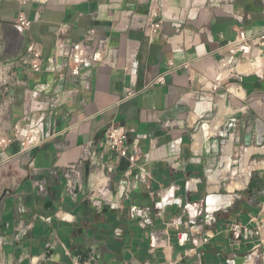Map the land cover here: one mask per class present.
I'll list each match as a JSON object with an SVG mask.
<instances>
[{
  "label": "crops",
  "instance_id": "obj_1",
  "mask_svg": "<svg viewBox=\"0 0 264 264\" xmlns=\"http://www.w3.org/2000/svg\"><path fill=\"white\" fill-rule=\"evenodd\" d=\"M153 3L161 6L164 20L154 39L140 26ZM21 13L33 22L30 30L16 25ZM92 27L108 38L115 66L92 70V87L75 98V112L67 106L50 116L54 96L74 88L60 76L57 43L82 41ZM242 30L249 35L264 31V0H30L26 5L0 0V61L17 62L36 45L45 53L41 73L15 69L14 77L27 85L11 86L9 95L8 135L16 123L29 127L35 114L39 127L33 134L43 144L26 153L19 144L0 151L3 263L264 264V48L240 52L232 64L225 46ZM236 61L230 78L221 72L224 82L215 90L220 67ZM250 64L261 66L239 71ZM162 76L164 85L121 102L126 87L143 90ZM223 105L226 112L220 115ZM113 121L131 140H141L133 190L120 206L115 197L92 200L86 164L74 200L64 171L89 156L92 145L99 153L104 150V132ZM206 124L218 128L203 132ZM173 157L177 170L169 163ZM106 160L116 164L111 185L116 195L131 165L118 162L110 151ZM233 168L248 169L249 180L231 192ZM212 190L218 202L228 198L230 203L214 208V202L197 220L191 218L194 204L206 203ZM172 196L173 206L168 203ZM143 209L153 221L147 230L138 215ZM62 228L80 244L65 246ZM61 244L64 254L57 251Z\"/></svg>",
  "mask_w": 264,
  "mask_h": 264
},
{
  "label": "built area",
  "instance_id": "obj_2",
  "mask_svg": "<svg viewBox=\"0 0 264 264\" xmlns=\"http://www.w3.org/2000/svg\"><path fill=\"white\" fill-rule=\"evenodd\" d=\"M21 4H28L30 0H18ZM147 21L145 24H140L142 28L149 29L150 37L154 39L158 37L164 26V20L162 18V8L159 4L153 3L149 7ZM16 25L23 30H30L33 26V22L26 16L25 13L19 14ZM144 30V29H143ZM253 47L264 48V31L261 33L249 35L244 30L240 31L237 38L225 46L230 59L233 61L240 52H249ZM115 53L110 50L108 38L98 34L95 27L90 28L82 41L73 42H60L57 43L56 47V60L61 61L58 67L61 70V78L71 82L74 85L72 90H65L58 92L52 101V107L47 110L50 116H57L58 110L61 107H71V111L75 104V98L80 95L81 91H86L92 87L91 72L97 67H111L115 66ZM45 53L44 48L41 45H36L32 48L29 54L19 58L17 62H4L0 61V151L5 153L10 147L15 144H19L22 153L33 151L39 148L43 144V140L33 134L34 131L39 127L37 126L38 121L35 114L30 115V125L27 128H23L19 123H16L11 131L12 136L8 135L7 120L8 108L13 103V98H10L11 86H24L26 82L19 80L14 77V71L20 67L25 74L41 73L44 68ZM238 66L237 61L235 65L224 63L218 70L216 76V83L214 89L218 90L224 79L222 74L227 73V77L230 78L232 72L235 70L234 67ZM125 71L134 75L130 67L125 68ZM222 72V74H221ZM202 82H207V78H200ZM165 77L157 78L152 85L144 88L143 90H137L133 87H126L124 92V98L121 102H126L138 97L143 94L149 88L157 85H164ZM44 89V87H42ZM87 106V104H84ZM27 120L29 117H26ZM72 125L68 130L74 129ZM141 140L140 138H130L128 131L120 123L113 121L110 126L104 132V150L100 153L97 151V144L92 145L91 153L89 156L83 157V160L79 164L64 171V177L67 181V192L77 200L78 193L77 188L82 187L84 180V169L85 165L88 164L90 177H92L93 187L89 192L92 200L96 199L104 202H111V198L115 197L116 206H120L122 201L129 198L134 184L131 181L134 168L137 166L141 157ZM222 152L224 153V147L222 146ZM112 152L117 157L118 162L122 160H128L130 162V170L126 173V177L123 182L119 185V194L114 195L111 190L113 183V175L116 173V164H109L107 162V153ZM169 163L173 170H177L178 160L176 158H170ZM143 171L142 175L147 176L143 167H140ZM232 180H242L244 177V171L233 172ZM209 177V175H208ZM44 187V186H43ZM190 185H188L189 190ZM209 187H215L209 182ZM149 189L152 191V187ZM194 188L191 187L190 190ZM243 189V188H242ZM45 190V188H44ZM240 190V189H238ZM46 191V190H45ZM47 193V192H46ZM219 194L214 192L208 196L213 202H218ZM207 198V199H208ZM177 202L174 196L168 198V203L174 205ZM199 204V205H198ZM206 203L204 201L194 204L193 217L196 220L203 215L206 210ZM210 208V207H209ZM214 209V208H213ZM148 209L140 210L138 215L142 220L140 222L141 227L147 230L149 226L153 224V221L148 215ZM209 210V209H208ZM45 220L44 218H42ZM66 220V218H64ZM47 221V220H46ZM157 239V238H155ZM155 246V244H154ZM154 248V247H153Z\"/></svg>",
  "mask_w": 264,
  "mask_h": 264
},
{
  "label": "bare ground",
  "instance_id": "obj_3",
  "mask_svg": "<svg viewBox=\"0 0 264 264\" xmlns=\"http://www.w3.org/2000/svg\"><path fill=\"white\" fill-rule=\"evenodd\" d=\"M260 64H250V65H248V66H241L240 68H239V71H241V72H243V73H250V72H255V71H257L259 68H260ZM224 107V105L223 106H221V112H220V115H223L226 111H225V108H223ZM217 125L218 124H213V127H209V125H205V128L203 129V132H205L206 130H211V132H215L216 131V129L218 128L217 127ZM202 132V133H203ZM211 132H209V133H211ZM201 135V134H200ZM199 135V136H200ZM200 139V138H199ZM198 139V140H199ZM198 143H200V142H198ZM244 177L242 178V180L241 179H239L238 181H234V180H232V181H230L229 182V184H228V190H230L231 192H233L234 190H236V189H242V188H244L246 185H247V182H248V180H249V170L248 169H246L245 171H244V175H243ZM213 180V179H212ZM227 199L228 198H226V199H221L218 203H216V205H217V208H219V207H222V206H224V205H227V204H229L230 202L229 201H227ZM223 202H224V204H223ZM219 206V207H218ZM69 218V217H68ZM1 258V257H0ZM43 259V258H42ZM0 264H4L3 263V261L1 260V263Z\"/></svg>",
  "mask_w": 264,
  "mask_h": 264
},
{
  "label": "rangeland",
  "instance_id": "obj_4",
  "mask_svg": "<svg viewBox=\"0 0 264 264\" xmlns=\"http://www.w3.org/2000/svg\"><path fill=\"white\" fill-rule=\"evenodd\" d=\"M204 187L202 186L201 187V194L204 195ZM193 199L195 200L196 196H192ZM173 210H178L177 208L176 209H173ZM10 210H6V214L4 215V218L7 220L8 218V214H9ZM177 213V211H175ZM72 231H70L69 229H65V228H62L60 229V236L62 238V243L67 246L69 249L72 248L73 245H78L80 244V241L78 239H75L74 237H72ZM5 251L6 253L8 254L9 251H10V248L8 246L5 247ZM58 252H60L61 254H64L65 253V250L63 248V245H59L58 249H57ZM37 253V252H35ZM210 258V256H209ZM0 263H1V259H0Z\"/></svg>",
  "mask_w": 264,
  "mask_h": 264
},
{
  "label": "water",
  "instance_id": "obj_5",
  "mask_svg": "<svg viewBox=\"0 0 264 264\" xmlns=\"http://www.w3.org/2000/svg\"><path fill=\"white\" fill-rule=\"evenodd\" d=\"M213 204H214L213 200L211 198H208L206 201L207 207H212Z\"/></svg>",
  "mask_w": 264,
  "mask_h": 264
},
{
  "label": "flooded vegetation",
  "instance_id": "obj_6",
  "mask_svg": "<svg viewBox=\"0 0 264 264\" xmlns=\"http://www.w3.org/2000/svg\"><path fill=\"white\" fill-rule=\"evenodd\" d=\"M215 206H217V205L215 204ZM214 208H217V207H214Z\"/></svg>",
  "mask_w": 264,
  "mask_h": 264
}]
</instances>
